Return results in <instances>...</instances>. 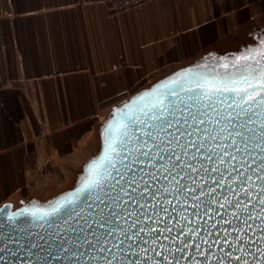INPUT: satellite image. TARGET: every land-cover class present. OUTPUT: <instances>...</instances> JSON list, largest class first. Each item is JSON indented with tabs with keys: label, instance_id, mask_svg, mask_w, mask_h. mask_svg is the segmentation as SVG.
<instances>
[{
	"label": "crops",
	"instance_id": "obj_1",
	"mask_svg": "<svg viewBox=\"0 0 264 264\" xmlns=\"http://www.w3.org/2000/svg\"><path fill=\"white\" fill-rule=\"evenodd\" d=\"M235 24H264V0H151L117 15L104 0H0V208L72 188L122 111Z\"/></svg>",
	"mask_w": 264,
	"mask_h": 264
},
{
	"label": "water",
	"instance_id": "obj_2",
	"mask_svg": "<svg viewBox=\"0 0 264 264\" xmlns=\"http://www.w3.org/2000/svg\"><path fill=\"white\" fill-rule=\"evenodd\" d=\"M192 77V75L188 74ZM257 93L264 95V79H260L254 83ZM229 88L235 87L240 89L242 86L228 85ZM224 86H211L197 79L187 77V72L171 78L167 83L158 87L157 94H165L164 104L175 105L177 102H186L191 105V109L185 108L181 103L180 107L184 108V113L187 114L189 110L193 113L196 109L201 108L203 104L209 103L207 96L204 93H214L215 110L207 109L209 115L204 117H198L197 122L193 123L189 118L188 124L184 125L179 132H175V129H169V131L175 132L176 136H179L181 143L184 140H197L200 141L202 136L204 142L207 144L206 148L197 149L189 146L188 154L185 155L184 151L176 143L168 144L167 140L171 137H165L161 134L160 138L165 139V143L160 144L161 155L163 160L157 162L156 168H152V161L149 159H143V163H136L132 165V171L125 172L121 160L123 159L125 164H131L133 159H136V155L128 156V154L122 153L117 156L113 153L109 147L108 142L118 135L120 131L129 124L125 113L136 112L140 107H144L148 104V101L139 102L133 106L130 110L126 109L122 111V114L115 119V125L111 132H107L104 136L105 150L91 165L84 170L77 181L76 186L67 190L60 197L52 200L47 207L37 206H25L17 210L13 209L12 204L6 203L0 208V264H155L156 261L159 264H224V261L220 260L223 257L224 251L217 247H212L208 250L207 245L201 244L202 248L208 251L207 258L201 253L197 252L194 248L189 252L180 253L175 250L181 247L179 241L176 244H172L171 240H164L163 236H160V240L155 245L150 243V238L147 235L148 228L152 229L163 228V223L149 224L148 218L140 215L141 212H148L149 217L153 216L152 204L157 205L155 214L158 215L161 220L168 219V214L173 213V206L176 208L175 215H179V212L183 209L185 214L189 216L190 220H195L197 217L193 216V205L200 204L201 201L206 199L215 198L218 204L213 205V209L219 206V204H225L227 200H232L239 192L233 193L228 190L230 185L236 188L237 185L234 182V178H239L248 175L252 176V186L258 190L261 183H264L256 178V176H264V170L258 165L260 164V156L264 155L260 151V148L253 147L255 141H250L248 151L244 153H235L237 157L243 156L248 161L242 168L237 160H231L230 156L225 155V163L219 162V153L221 144L228 145V141L218 137L216 140H207L208 132L202 133L201 129H214L219 132L221 128L226 131L223 133L227 136L228 131L235 133L238 125L242 122L248 121V117L244 114L245 111H250L255 105L249 101L248 105L243 108H237L233 101V96L239 97L240 91L237 92H224ZM219 89V93L216 94V90ZM175 92L177 95H172ZM198 98L199 103H193L192 97ZM153 98V99H154ZM223 101V103H221ZM229 105H231L229 107ZM216 110L223 112L228 117L231 114L235 119L219 120L216 116ZM237 113L239 115L237 116ZM167 114V112L165 113ZM177 117H180V113H177ZM172 119L175 124L176 119ZM210 120L211 123L200 124L199 119ZM256 123H249L248 126L259 131L260 123H264V116L253 117ZM182 120V117H181ZM149 124L156 123L155 121H148ZM230 125H237L236 128H230ZM184 128L193 131L195 134L188 137L184 132ZM146 131H152L151 128L145 124L134 126L130 129V136L132 141L129 147L134 148L140 146L141 141H145L146 144L142 146L143 151H147L148 148L153 147V144H159L160 139L156 141L151 140L143 133ZM244 131V130H241ZM246 135H252L245 131ZM155 135V133H154ZM233 139L240 141L239 137L233 135ZM127 139V138H125ZM239 147L244 148L243 142L239 143ZM215 151H212V150ZM228 153H234L235 149L228 145ZM173 153L181 156L180 161H174L171 159ZM193 153H196L201 158L205 156H211L209 161L191 160L190 157ZM108 157L115 160L116 167L119 171H113L110 177L104 178L97 176L96 165L97 163H106L103 158ZM189 162L194 167L199 168L200 163L204 162L205 167L208 169L219 168L224 176V179L220 184H214V179H219V175L216 172H190L187 170L181 171L180 168L173 170V174L180 173L176 178L180 184L204 185L205 190L208 191L209 187L214 188L210 196H204L200 193L199 187H197L196 194L200 195V200H194L191 195L185 198L184 195H177L175 193L176 185L170 183L172 177L164 171L161 167H171L172 163H184ZM233 165H236V170L229 175L228 169ZM255 170L256 175H253ZM145 172L153 173L156 179H152L151 176H144ZM123 173V175H121ZM189 178L185 179V174ZM133 175L139 179L140 176H144L145 181L149 185V189L145 190L147 194L148 208L141 207L145 204V199L141 198L138 193L143 189V185H129L125 184V181L130 179ZM94 178L100 180L99 186L91 185L89 182ZM85 185H89L85 188ZM248 185H245L247 188ZM135 188V192L132 193L136 197L133 200L130 196L125 195V189L129 192ZM165 189L168 191L166 192ZM154 196V198H153ZM253 201L259 199L253 194ZM137 201L139 203H137ZM171 201V205L168 203ZM177 201H183V203H177ZM250 203L246 198L242 200V204ZM160 206L168 209V214L160 212ZM203 207V205H202ZM261 205L256 204L255 208L248 207L244 213L241 214V218L244 215L251 213L253 216L264 217V212H261ZM225 209L221 208L220 212H224ZM236 211L233 208H228V216L226 219H230L232 213ZM211 215V213H209ZM218 218V217H217ZM207 219V217H203ZM135 222V227L130 229V225ZM169 225L175 229L177 220L168 219ZM183 223V221H180ZM211 223V220L208 221ZM249 223H252L249 221ZM262 221L257 220L251 231L243 233L244 238L252 237L258 239V236H253V232L257 231V228L261 225ZM227 227V225H224ZM240 225L237 224V227ZM144 228V232H140L139 235L144 237V241L136 239L134 235L138 229ZM128 232L131 239L124 236V232ZM111 233V235H110ZM174 231L170 236H175ZM264 235V234H260ZM236 233H233L229 237V240H233ZM180 239H184L183 235H180ZM222 239V238H221ZM123 240L119 249L114 248V243H119ZM145 241H148L145 243ZM189 244L200 243L193 236L186 241ZM163 244L165 247H160ZM104 248L105 251H101ZM111 248L112 251L107 249ZM171 249L172 254L166 250ZM227 244L224 245V249H227ZM264 248V241L259 242L256 245L249 244L247 248L242 244L240 245V251L233 252V256H241L243 259H247L250 264H264V253H261L259 249ZM148 249V251H145ZM115 257V259H112ZM146 257H151L149 261ZM167 257V261L164 259ZM243 259L240 264H243ZM227 264H237L235 260L227 261Z\"/></svg>",
	"mask_w": 264,
	"mask_h": 264
},
{
	"label": "snow or ice",
	"instance_id": "obj_3",
	"mask_svg": "<svg viewBox=\"0 0 264 264\" xmlns=\"http://www.w3.org/2000/svg\"><path fill=\"white\" fill-rule=\"evenodd\" d=\"M262 76H264V72L261 73ZM240 78L238 80H231V83L233 85L239 84L242 87L240 89H237L235 87L229 88L227 84H225L223 91L224 92H237L240 91L239 97L233 96V101L236 104L237 108H243V106L248 105L249 101L253 105H255L254 108H251L250 111H245L244 114L248 117V121L242 122L238 125V128L241 130H237L235 133L232 131H228L227 136H224L223 133L226 131L224 128H221L219 132H216L214 129L209 131V129H201L200 131L202 133L208 132L209 135L207 136V140H216L218 137H221L224 140L228 141V145L233 147L235 149L234 153H228L227 147L228 145L221 144L218 147H220V153L219 155V162L221 164L225 163L224 156L228 155L230 156L231 160H237L240 167L242 168L244 165L248 163L247 160L244 159L243 156L237 157L235 153H244L248 151V146L250 141H255L253 143V147L260 148V151L264 153V123H260L259 125V131L257 132L256 129L251 128L248 126L249 123H256V121L253 119V117H260L264 116V95H260L257 93L256 88L252 84V80L254 78L253 74L251 72H241L239 73ZM201 77H198V79ZM206 79V77L204 78ZM219 89L216 90V94L219 93ZM172 95H177V93L173 92ZM205 96H207L209 103L203 104L201 108L196 109V112L193 113L191 110L188 111L187 114L184 113V108L180 107V104L183 103L185 108L191 109V105L186 102H177L175 105L172 104H164V97L165 94L161 93L158 94L157 97L149 98L148 104L144 107H140L138 111L136 112H128L125 113L126 118L129 121V124L124 127L122 131L118 133V135L114 136L111 141L108 142L109 147L113 153H115L117 156H120L122 153H127L128 156H132L133 154L136 155V159L132 160L131 164H125L123 159L121 160V164L123 165V168L125 172L132 171V165L136 163H143V159H149L152 161V168H156L157 162L163 160V156L160 154L163 149H160V144L165 143V139L160 138L161 134L163 133L165 137H171V139L167 140L168 144L176 143L181 147V149L184 151L185 155L188 154L189 146L193 148L203 149L207 147V144L204 142V137L202 136L200 141L197 140H184L181 143V139L179 136L175 135V132H179L181 128L184 127V125L188 124L189 118H191L192 122L195 123L198 120V117H204L208 116L209 113L207 109H214L215 110V101H214V93H204ZM193 103H199V100L197 97L193 96L192 98ZM223 103V101H221ZM231 105H229L230 107ZM167 112V114H165ZM177 113H180V117H177ZM239 113H237V116ZM216 116L218 117L217 123L219 120H225V119H235V117H232L231 114H229L228 117H226L223 112L216 110ZM169 117H173L176 119L175 124H173L172 119ZM182 117V120H181ZM155 121L156 123L149 124L148 121ZM200 124L208 123L210 124V120H205L200 118L198 121ZM145 124L147 127L151 128L152 131H146L143 134L147 137H149L151 140L156 141L157 139H160V143L153 144V147L148 148L147 151L142 150V146L146 144L145 141H141L140 146L131 148L129 147V144L132 141V137L130 136V129L134 126ZM237 125H230V128H236ZM169 129H175V132L169 131ZM245 131L247 133H250L252 135H246ZM155 133V135H154ZM182 134H186L188 137L193 136L195 133L187 128H184V132ZM233 135L235 137H239L240 141L238 142L236 139H233ZM127 138V139H125ZM243 142L245 147L241 148L239 147V143ZM212 151H215L214 149ZM106 160V163H97L96 170H97V176L99 177H110L111 173L113 171H119L116 167V163L114 159L105 157L103 158ZM171 159L174 161H180L181 156L179 154L173 153L171 156ZM191 160H198V161H209L211 160V156H205L201 158L196 153H193L190 157ZM164 171H166L171 177L170 183H173L176 185L175 187V193L177 195H184L185 198L191 195V198L194 200H200V195L196 194L197 187L200 189V193H202L204 196H210L213 192H215L214 188L209 187V190L206 191L204 185H195V182H193L192 186H189L188 184H180V182L177 180V176L180 175V173L173 174V170L176 168H180L181 171L187 170L190 172H216L219 175V179H214L212 183L214 184H220L221 181L224 179L223 174L221 173V170L219 168H212L208 169L205 167V163L201 162L200 167L196 168L189 162L184 163H172L171 167H164L161 166ZM262 170H264V155L260 156V164L258 165ZM236 170V165H233L230 169H228L229 175L233 171ZM123 175V173H121ZM253 175H256L255 170H253ZM144 176H151L152 179H156V176L153 173L145 172ZM144 176H140L139 179L135 175H133L130 179L125 181V184L129 185H143V189L141 190L138 195L145 199V204L141 207L148 208L149 205L147 203V194L145 190L149 189L148 183L145 181ZM185 179L189 178L187 176V173L185 174ZM256 178L262 182H264V176H256ZM234 182L236 183L237 187L233 188L230 185L228 186V190L236 193L239 192V195H236L234 199L227 200L225 204H219L218 207L213 209V205L218 204V201L213 199H206L201 201L200 204L193 205V213L192 215L197 217L195 220H190L189 216L185 214V211L182 209L179 212V215H175L176 208L173 206V213L168 214V209L166 207L160 206V212H163L165 214H168V219H175L177 220V223L175 225V229L169 225L168 219L161 220V218L155 214V209L157 205L152 204L151 208L153 210V216L149 217L148 212H141L140 215L144 216L145 218H148L149 224L156 223L160 224L163 223L165 226L163 228H157L152 229L151 227L148 228L147 235L150 238V243L155 245L158 240H160V236H163L164 240H171L172 244H176L177 241H179V244L181 247H178L175 251L183 253L185 250H188L191 252V250L194 248L197 252L201 253L207 258L208 251L205 250V248L201 247V244L207 245L208 250H210L212 247L220 248L224 251L223 257H220L219 259L224 261V264H227V261L229 260H235L237 261V264H240L241 260L243 259L241 256H233V252L240 251V245H244L245 248L249 244L256 245L261 241H264V217L262 216H253L251 213H248L241 218V214L245 212V210L248 207L255 208L256 204L258 203L261 205V212H264V183H261L259 186V189L256 190L252 186V176L245 175L238 180L234 178ZM91 185L99 186L100 180L94 178L92 181L89 182ZM245 185H248L247 188H245ZM89 185H85V188H88ZM125 195L130 196L133 200L136 199L135 196L132 195L133 192H135V188H132V191L129 192L126 189ZM167 192L168 190L165 189ZM255 194L257 197H259L258 200L253 201L251 198ZM154 198V196H153ZM247 199L250 203H244L242 204L243 199ZM137 203H139L137 201ZM168 203L171 205V201H168ZM177 203H183V201H177ZM203 205V207H202ZM225 209L224 212H220V209ZM233 208L236 211L232 213V216L230 219H226L225 217L228 216L227 209ZM211 213V215L209 214ZM203 217H207V219H203ZM218 217V218H217ZM261 220V225L257 228L256 232H253V236H258V239H253L252 237H248L247 239L244 238L243 233H246L247 231H251L253 226L255 225V222L257 220ZM211 220V223H208V221ZM180 221H183V223H180ZM251 221L252 223H249ZM237 224L240 226L237 227ZM224 225H227L225 227ZM132 227H135V222H133L132 225H130V229ZM144 228L138 229L137 233L134 235L136 236V239L140 241H144V237L139 235L140 232H144ZM174 231H176L175 236H170ZM233 233H236V236L233 240H229V237L233 235ZM111 235V233H110ZM180 235L184 236V239H180ZM124 236L128 239H131V237L128 235V232H124ZM195 237L197 241L200 243H194L189 244L186 241L191 239L192 237ZM222 238V239H221ZM148 241H145L147 243ZM123 243V240H120L119 243H114L113 247L119 249L120 245ZM227 244L228 248L224 249V245ZM160 247H165L163 244L160 245ZM108 251H112L111 248L107 249ZM167 251L172 254L171 249H167ZM101 251H105L104 248H101ZM145 251H148V249H145ZM261 253H264V248L259 249ZM264 259V256L261 257ZM112 259H115L113 257ZM147 260L151 261V257H146ZM164 259L167 261V257H164ZM111 264V262H109ZM141 264H143V261H141ZM155 264H159L158 261L155 262ZM176 264H179V261L176 262ZM243 264H250V262L247 259H243Z\"/></svg>",
	"mask_w": 264,
	"mask_h": 264
},
{
	"label": "rangeland",
	"instance_id": "obj_4",
	"mask_svg": "<svg viewBox=\"0 0 264 264\" xmlns=\"http://www.w3.org/2000/svg\"><path fill=\"white\" fill-rule=\"evenodd\" d=\"M212 49L213 52L204 51L203 54L197 55L195 67L191 72H187L188 79L194 78L211 86L233 85L231 80H238L241 72H251L254 76L252 83L264 79L261 75L264 72V24H235L231 34ZM211 53L212 56L207 57ZM83 173L78 174L77 180ZM76 184L77 182L73 188ZM46 202L40 201L37 205L47 207Z\"/></svg>",
	"mask_w": 264,
	"mask_h": 264
},
{
	"label": "built area",
	"instance_id": "obj_5",
	"mask_svg": "<svg viewBox=\"0 0 264 264\" xmlns=\"http://www.w3.org/2000/svg\"><path fill=\"white\" fill-rule=\"evenodd\" d=\"M151 0H104L106 10L111 15L122 14L127 11L136 10Z\"/></svg>",
	"mask_w": 264,
	"mask_h": 264
}]
</instances>
